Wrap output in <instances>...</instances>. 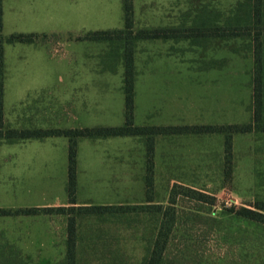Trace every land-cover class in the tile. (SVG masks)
<instances>
[{"label": "rangeland", "instance_id": "obj_1", "mask_svg": "<svg viewBox=\"0 0 264 264\" xmlns=\"http://www.w3.org/2000/svg\"><path fill=\"white\" fill-rule=\"evenodd\" d=\"M237 3L134 0L135 29L191 27L202 15L223 21ZM3 11V38L25 35L30 41L4 44L5 119L11 130H75L101 122L124 125V66L111 56L107 43L79 40L92 32L123 29V0H3ZM195 41L201 40H147L137 45L136 126L250 123L252 54L239 39H213L205 46ZM73 73L80 74L83 84L72 86L76 95L71 92L68 96L57 79ZM74 98L81 100L82 108L76 118L71 112ZM159 137L167 136L155 138L160 147L156 165L142 138L95 144L81 140L77 206L143 204L149 179L154 185L150 196L156 204H167L175 184L193 188L217 202L211 207L187 199L178 201L180 224L167 255H179L185 264H264V227L229 212L232 208L251 209L257 201H264V133L233 137L230 179L225 178L223 135ZM28 140L1 146L0 209L15 212L68 200L60 147L68 140H54L58 141L54 147L46 141ZM167 140L170 151L164 148ZM101 157L113 162L111 175L97 165ZM150 162L153 171H149ZM94 177L102 179L92 183ZM105 228L107 238L115 243V255L125 264H141L145 255L141 229ZM65 241L62 216L0 217V257H17L19 252L25 264H58L65 257ZM103 251L92 256L105 257L108 251ZM91 254L88 250L84 257Z\"/></svg>", "mask_w": 264, "mask_h": 264}, {"label": "trees", "instance_id": "obj_2", "mask_svg": "<svg viewBox=\"0 0 264 264\" xmlns=\"http://www.w3.org/2000/svg\"><path fill=\"white\" fill-rule=\"evenodd\" d=\"M124 27L111 31H97L87 34L79 40L104 42L110 46L111 56L117 58L124 66L123 93L125 99V123L120 127H95L75 130H11L7 125L4 112L5 97V53L4 44L16 42L30 43L25 35H12L4 39L3 35V0H0V148L5 142L17 143L50 137L68 139V178L66 191L69 206L44 208L0 209V217L50 215L62 216L66 220L65 257L58 264H125L122 257L115 255L113 239L108 236L106 226H116L138 231L141 229V242L145 244V255L141 264H185L178 256H168L166 251L172 236L180 224L181 213L177 209L180 199H187L196 204H209L214 207L217 199L207 193L193 188L175 184L169 194L166 205L154 203L153 180L145 182L147 200L139 205H91L77 206V150L83 139H109L117 137H139L147 143V155H154L155 138L176 135H210L224 136V151L227 173L232 175L233 137L236 134L264 133V0H238L236 7L226 18L208 20L204 15L195 20L191 27L181 25L178 28H144L135 29L134 0H123ZM201 40L198 46H205L210 40L239 39L254 60L252 74V119L248 124L234 125H192L150 127L136 126L134 123L136 77L135 54L137 45L147 40ZM115 72V69H112ZM152 162V161H151ZM149 163V171L153 164ZM230 214L237 219L264 227V201H257L251 209L232 208ZM216 223V219H214ZM218 223V222H217ZM219 224V223H218ZM91 257H84L86 251ZM105 250V257H93L98 251ZM103 251V253L105 252ZM0 264H25L18 252L17 257H0Z\"/></svg>", "mask_w": 264, "mask_h": 264}, {"label": "crops", "instance_id": "obj_3", "mask_svg": "<svg viewBox=\"0 0 264 264\" xmlns=\"http://www.w3.org/2000/svg\"><path fill=\"white\" fill-rule=\"evenodd\" d=\"M3 14H4V11H3ZM57 84H59L60 86H63L64 87L63 88V92L64 93H68V96H72L71 95V92H74L73 93V96H75L76 95V90L75 89L72 90V86H79L80 87L83 83H82V78H81L80 74L73 73V74H66L65 76H62V78L59 77L57 79ZM77 92H79V90H77ZM73 101H74V106H73V109H71V112L73 111L72 117H75L76 118V117H78V116H80L82 114V108H81V104H80L81 103V100H78V99L76 100L74 98ZM64 111H65V109H64ZM4 112H5V97H4ZM251 119H252V116H251ZM250 122H251V120H250ZM86 125H84V126L81 125L82 126L81 129H84V128H95V127H112L107 122H101V123H99V124H97L95 126H86ZM143 125L146 126L145 124H143ZM168 126H174V125L173 124H165V125H159V126H156V127H168ZM49 128H51V127H49ZM69 129H71V128H62V129L55 128L54 130H69ZM176 136H179V137H190V136H193V135H176ZM176 136H174V137H176ZM171 137L172 136L159 137V138H166V139H168V138H171ZM60 138H65V137H50V138H46L44 140H39V141H46L47 143L49 142V145L51 147H54V146H57V144H58V143H56L58 141H54V140H58ZM122 138H127V137H117V138H109V139H97V140H92V142H93V144H95V143H105V142H108V140H112V139L119 140V139H122ZM25 141H21V143H25ZM28 141H30V140H28ZM167 141H168V143H167V145H164V148H166L165 151H170V149H167V148H170L169 145H168L170 143V141L169 140H167ZM81 143H82V141H79L78 144H81ZM62 146H63V148H62L61 170H62V174H63V179H65L63 181V183L66 184V180L68 178V164H67V160H68V147H69V142L67 144L66 141H63L60 144V147H62ZM156 152L157 153L160 152V147H159L158 144H156V141H155V144H154V157H153V159H154V165H156V163H155ZM101 159L102 160L100 162L96 161L97 162V165L99 164L100 167H102L103 169H105L106 175H108L107 170H109V174L111 175L113 173V169H112L113 165H111L110 163L113 164V162L112 161H109L108 159H105L103 157H101ZM166 164H170V163L167 162ZM80 172H81L80 153L77 150V192L80 189V187H79V177H78L79 174H80ZM101 179H102V177H94V178H92L91 182L92 183H96L98 181H101ZM144 193H145V187H144ZM67 205H68V200L66 199L63 202H58V203H55L53 205H47V206H51V207L57 206V207H59V206H67ZM100 205L106 206L108 204H100ZM52 230H53V228H52V225H51V226H49V231L51 233V236L54 237V235L52 234ZM62 252H66V247H65V251H64V248H62Z\"/></svg>", "mask_w": 264, "mask_h": 264}]
</instances>
